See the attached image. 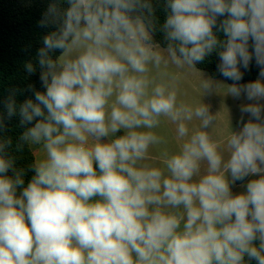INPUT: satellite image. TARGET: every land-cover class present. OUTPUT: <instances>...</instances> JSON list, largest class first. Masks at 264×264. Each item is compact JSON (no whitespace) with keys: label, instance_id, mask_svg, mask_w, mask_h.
Returning a JSON list of instances; mask_svg holds the SVG:
<instances>
[{"label":"clouds","instance_id":"obj_1","mask_svg":"<svg viewBox=\"0 0 264 264\" xmlns=\"http://www.w3.org/2000/svg\"><path fill=\"white\" fill-rule=\"evenodd\" d=\"M164 8L158 24L152 0L49 4L39 21L54 26L37 51L43 90L4 101L24 130L15 144L0 135V264H264V0ZM213 52L233 81L216 90L251 101L223 140L201 100L213 81L202 78L197 101L182 92L183 70ZM253 57L260 78L239 84ZM165 122L177 151L156 131ZM25 146L40 152L26 185L13 154Z\"/></svg>","mask_w":264,"mask_h":264},{"label":"trees","instance_id":"obj_2","mask_svg":"<svg viewBox=\"0 0 264 264\" xmlns=\"http://www.w3.org/2000/svg\"><path fill=\"white\" fill-rule=\"evenodd\" d=\"M53 2L54 0H0V115L4 116L6 124V130L0 132V135L10 136L14 144L24 129L19 126L18 116H13L11 119L6 117L4 101L13 90L16 92L17 103L33 98L34 90H43L39 78L37 51L42 47L43 37L54 30V26L41 27L39 21L43 18L49 4ZM152 3L158 24H162L167 15L164 8L165 0H152ZM63 6L66 7V3ZM218 36L223 39L222 33H218ZM154 40L161 47L166 48L163 32L158 30L154 34ZM249 44L251 52V41ZM56 55H59V51L53 53L54 57ZM27 62H32L36 66L35 73L31 75L27 73L25 69ZM219 63L218 54L213 52L195 67L207 72L214 79L224 78L217 70ZM260 70L253 57L247 69L240 67L243 77L238 83L246 84L255 81L259 78ZM226 80L230 85L233 83L231 80ZM13 154L16 156L17 167L26 170L24 176L26 185L33 175L29 166L34 162L36 155L28 146L20 152L13 150ZM250 264H256V262L251 261Z\"/></svg>","mask_w":264,"mask_h":264},{"label":"rangeland","instance_id":"obj_3","mask_svg":"<svg viewBox=\"0 0 264 264\" xmlns=\"http://www.w3.org/2000/svg\"><path fill=\"white\" fill-rule=\"evenodd\" d=\"M163 48V47H162ZM197 69V68H196ZM198 71V72H197ZM185 69L183 70V83H182V92L184 93L183 98L190 101H197L200 97V85L202 78L210 79L213 81L214 88L212 91L205 93L201 100L203 103L210 106V111L217 114V125L213 130V134L218 139H225L231 127L233 130H237L241 125L239 123L241 119L240 106L242 104L250 103L243 95L240 98H234L231 95L226 94V88L220 87L216 90V87L220 85H230L225 78L214 79L208 73L203 72L199 69ZM202 76V77H201ZM260 78V77H259ZM264 103V101H262ZM248 119V115L244 114L245 122ZM158 134L165 135L169 143L167 145L170 152L178 150V143L175 139V126L167 122L163 123L160 128L156 129ZM123 133H117V135H122ZM33 152L36 155V158L39 157L40 152L36 147L32 148ZM149 156L151 157V162L159 164V149L152 148L150 149ZM252 177H250L251 179ZM244 187L239 190L237 193L243 192ZM233 191V190H232Z\"/></svg>","mask_w":264,"mask_h":264},{"label":"crops","instance_id":"obj_4","mask_svg":"<svg viewBox=\"0 0 264 264\" xmlns=\"http://www.w3.org/2000/svg\"><path fill=\"white\" fill-rule=\"evenodd\" d=\"M204 72V71H203ZM207 73V72H206ZM250 179V177L246 178L245 181H237L236 184L233 186V194H239L237 193L239 190L243 188V185L246 183V181Z\"/></svg>","mask_w":264,"mask_h":264}]
</instances>
